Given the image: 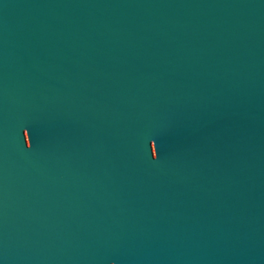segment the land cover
<instances>
[{"label":"water","instance_id":"1","mask_svg":"<svg viewBox=\"0 0 264 264\" xmlns=\"http://www.w3.org/2000/svg\"><path fill=\"white\" fill-rule=\"evenodd\" d=\"M0 264H264V0H0Z\"/></svg>","mask_w":264,"mask_h":264},{"label":"snow or ice","instance_id":"2","mask_svg":"<svg viewBox=\"0 0 264 264\" xmlns=\"http://www.w3.org/2000/svg\"><path fill=\"white\" fill-rule=\"evenodd\" d=\"M29 147H31V144H29Z\"/></svg>","mask_w":264,"mask_h":264}]
</instances>
